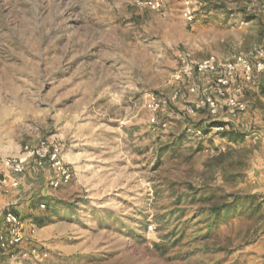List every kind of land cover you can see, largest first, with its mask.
Returning <instances> with one entry per match:
<instances>
[{
    "label": "rangeland",
    "instance_id": "obj_1",
    "mask_svg": "<svg viewBox=\"0 0 264 264\" xmlns=\"http://www.w3.org/2000/svg\"><path fill=\"white\" fill-rule=\"evenodd\" d=\"M185 7L0 0V157L59 140L72 175L53 187L59 176L28 165L36 201L11 208L41 253L15 264H264V72L227 86L247 103L232 140L201 103L221 74L180 55L254 51L264 0H193L189 20Z\"/></svg>",
    "mask_w": 264,
    "mask_h": 264
},
{
    "label": "built area",
    "instance_id": "obj_2",
    "mask_svg": "<svg viewBox=\"0 0 264 264\" xmlns=\"http://www.w3.org/2000/svg\"><path fill=\"white\" fill-rule=\"evenodd\" d=\"M135 5L148 6L153 10L162 7L164 0H132ZM185 10L183 16L189 20L192 18L191 3L193 0H184ZM264 13V12H263ZM184 66L193 68L197 73H220L214 87L215 96L212 93L204 94L201 103L204 104L212 116L213 121L226 122V127L230 122L247 110V103L231 96L227 92V86L230 84L234 75H242L247 82L253 81L257 74L264 72V40L249 54H240L232 60L220 62L215 55H210L201 61L189 59L187 53L180 54ZM188 61L190 65H188ZM148 106L154 111L160 109L159 103L152 101ZM223 110L226 111L227 117L218 120ZM189 112L194 111L193 108L188 109ZM152 122L155 118L151 119ZM216 131H223V126H215ZM200 132V130L198 131ZM38 146L30 150L29 154L0 157V167L4 166L11 175H4L0 179L2 192L8 194L11 189H17L21 186V178L26 173L27 167L31 162L38 171L48 170L59 176L50 180L53 187H58L60 182H68L71 178L70 168L62 155V143L58 140L42 139ZM28 155V156H27ZM30 157V158H29ZM32 187V183L29 184ZM11 203L0 209V252L4 257V264L21 263L31 255H39V247L31 245L26 234L25 223L21 216L11 208ZM45 202L40 207H45ZM30 244L28 249L24 248V244Z\"/></svg>",
    "mask_w": 264,
    "mask_h": 264
},
{
    "label": "trees",
    "instance_id": "obj_3",
    "mask_svg": "<svg viewBox=\"0 0 264 264\" xmlns=\"http://www.w3.org/2000/svg\"><path fill=\"white\" fill-rule=\"evenodd\" d=\"M226 125H227V123L226 122H223V121H214V122H212L211 124H209V127H215V126H223L224 128H226ZM196 129H199V130H201L202 129V127H200V126H198V127H195ZM203 131L204 132H206L207 131V129L205 128V129H203ZM222 134L224 135V136H228V137H230V139H232V140H238L240 137H239V134L238 133H236L235 131H233V130H227V129H224L223 131H222ZM32 201V200H31ZM30 201V202H31ZM36 200H33L31 203L33 204V202H35ZM223 209V206H218V207H213L212 208V210L215 212V213H219L221 210ZM19 215V214H18ZM20 216V215H19ZM35 219V222L38 224V225H43V223H44V220H42V218H40V217H35L34 218Z\"/></svg>",
    "mask_w": 264,
    "mask_h": 264
},
{
    "label": "crops",
    "instance_id": "obj_4",
    "mask_svg": "<svg viewBox=\"0 0 264 264\" xmlns=\"http://www.w3.org/2000/svg\"><path fill=\"white\" fill-rule=\"evenodd\" d=\"M5 157H7V156H5ZM15 191L16 190V194H15V197H16V200L15 201H12L11 202V207H13V209H18L19 207H17L18 205L17 204H19V202L22 204V203H30V201L31 200H29L28 198H26V196H27V193L26 192H28V190L27 191H25V189H24V187L22 186V184H21V186L19 187V188H17V189H11L10 191ZM10 191H9V193H10ZM1 193H3L2 192V188H1V191H0ZM30 192V191H29ZM8 193V194H9ZM3 194H5V193H3ZM26 194V195H25ZM7 195V194H6ZM0 201H1V203L2 204H4L3 206H2V208L3 207H5L6 205H9V202H6L5 201V198H2L1 199V197H0ZM1 204V205H2ZM16 205V206H15ZM5 263V260H4V257L1 255V252H0V264H4Z\"/></svg>",
    "mask_w": 264,
    "mask_h": 264
}]
</instances>
